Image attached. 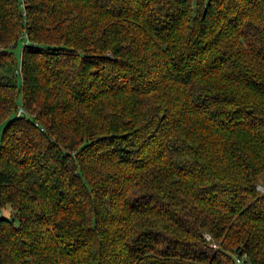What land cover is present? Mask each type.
Returning <instances> with one entry per match:
<instances>
[{
    "label": "trees",
    "instance_id": "1",
    "mask_svg": "<svg viewBox=\"0 0 264 264\" xmlns=\"http://www.w3.org/2000/svg\"><path fill=\"white\" fill-rule=\"evenodd\" d=\"M0 128V264H264V0H0Z\"/></svg>",
    "mask_w": 264,
    "mask_h": 264
},
{
    "label": "built area",
    "instance_id": "2",
    "mask_svg": "<svg viewBox=\"0 0 264 264\" xmlns=\"http://www.w3.org/2000/svg\"><path fill=\"white\" fill-rule=\"evenodd\" d=\"M24 114H25V111H24V109L22 108L21 105H19L17 108L15 107V110H14V116H15V117L23 116ZM256 189H257L259 192H262V188H261V187L256 186ZM203 238H204L205 240H209V237H208L207 234H203ZM234 262H235V263H240V258L235 257V258H234Z\"/></svg>",
    "mask_w": 264,
    "mask_h": 264
},
{
    "label": "rangeland",
    "instance_id": "3",
    "mask_svg": "<svg viewBox=\"0 0 264 264\" xmlns=\"http://www.w3.org/2000/svg\"><path fill=\"white\" fill-rule=\"evenodd\" d=\"M16 108L20 105V103H19V101L18 100H16ZM0 132H1V128H0ZM0 214H4V215H8L9 214V210L7 209V208H5V209H0Z\"/></svg>",
    "mask_w": 264,
    "mask_h": 264
}]
</instances>
